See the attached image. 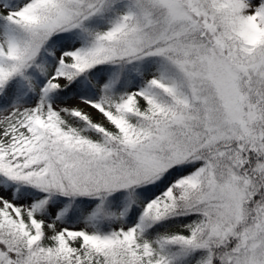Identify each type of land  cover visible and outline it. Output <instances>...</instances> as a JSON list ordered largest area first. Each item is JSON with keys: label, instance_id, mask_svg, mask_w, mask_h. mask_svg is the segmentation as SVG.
<instances>
[{"label": "snow or ice", "instance_id": "obj_1", "mask_svg": "<svg viewBox=\"0 0 264 264\" xmlns=\"http://www.w3.org/2000/svg\"><path fill=\"white\" fill-rule=\"evenodd\" d=\"M0 264H264V0H0Z\"/></svg>", "mask_w": 264, "mask_h": 264}, {"label": "rangeland", "instance_id": "obj_2", "mask_svg": "<svg viewBox=\"0 0 264 264\" xmlns=\"http://www.w3.org/2000/svg\"><path fill=\"white\" fill-rule=\"evenodd\" d=\"M77 103H78L77 101H70L69 104H68V106L71 107V106H74V105L77 104Z\"/></svg>", "mask_w": 264, "mask_h": 264}]
</instances>
